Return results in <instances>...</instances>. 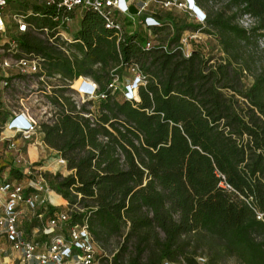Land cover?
Masks as SVG:
<instances>
[{
    "label": "trees",
    "instance_id": "obj_1",
    "mask_svg": "<svg viewBox=\"0 0 264 264\" xmlns=\"http://www.w3.org/2000/svg\"><path fill=\"white\" fill-rule=\"evenodd\" d=\"M13 5L49 12L29 1ZM245 14L258 20L255 28L236 25ZM156 18L161 26L154 36L166 23L161 13ZM205 18L204 25L178 27L166 45L148 50L130 21L119 33L91 11L69 46L78 55L65 56L31 33L20 37L24 53L47 59L48 74L69 83L88 77L98 86V96L78 110L62 89L59 112L40 130L70 172L45 173L48 188L70 206L77 198L85 202L82 212L69 214L68 225L86 223L96 244L114 240L118 246L110 260L99 255L104 264H198L200 247L208 248L207 264L224 256L264 264V72L240 90L253 63L248 48L257 49L264 37V0H228ZM185 30L213 36L223 62L211 64L197 49L185 57L179 45ZM133 67L144 77L138 99H127L124 88L119 100L118 87L109 85L118 69L133 75ZM235 96L246 101L245 110ZM9 175L23 177L14 169ZM222 177L227 187L220 186ZM44 209L48 218L60 212Z\"/></svg>",
    "mask_w": 264,
    "mask_h": 264
},
{
    "label": "built area",
    "instance_id": "obj_2",
    "mask_svg": "<svg viewBox=\"0 0 264 264\" xmlns=\"http://www.w3.org/2000/svg\"><path fill=\"white\" fill-rule=\"evenodd\" d=\"M15 1L0 0V107L6 102V92L23 83V79L37 78L44 82L47 73V59L44 56L26 54L21 50L19 40L23 34H34L57 52L68 54L69 46L78 42V30L71 32V21L79 23L84 13L91 11L103 18L107 29H114L119 33L124 29V20L130 21L129 30L141 32L146 37L144 46L148 50L154 46V28L161 26L156 18L158 13L151 8L152 5H157L162 10L178 9L186 12L200 25H204L206 19L195 0H21L42 6L49 12L41 14L30 7L26 10L20 7L21 9L11 14L7 7ZM6 9L7 13L4 14ZM9 19L15 28L12 35L7 32ZM41 19L46 22L38 23ZM236 25L241 29L251 30L258 25V20L245 14L236 20ZM193 37L195 36L191 35L189 39ZM258 47L264 48V37L258 39ZM163 49L166 50V46ZM180 49L185 57L189 56L190 52L186 53L182 46ZM132 73L133 77L125 86L124 95L129 100H136L137 86L144 84V77L136 67L132 68ZM77 80H81V83L75 88L76 95L85 100L98 96V86L92 79L77 77L72 82L76 83ZM115 86L114 80L109 88ZM100 98L104 99V95H100ZM36 129V122L30 115L13 113L4 125L3 136L10 138L21 135L29 140L35 135ZM220 186L227 187L223 177ZM52 193L54 192L48 188L42 177L30 179L28 183L23 181V177H0V238L5 240L11 253L7 264H100L98 254H105L102 249H96L88 225L84 223L69 226L70 215L67 212L60 211L49 218L44 226L35 227L31 231L32 235L26 234L20 228L24 210L35 211L47 206L56 208L51 200ZM36 217L42 220L40 214ZM35 235L39 237L36 238Z\"/></svg>",
    "mask_w": 264,
    "mask_h": 264
},
{
    "label": "rangeland",
    "instance_id": "obj_3",
    "mask_svg": "<svg viewBox=\"0 0 264 264\" xmlns=\"http://www.w3.org/2000/svg\"><path fill=\"white\" fill-rule=\"evenodd\" d=\"M204 5H199L195 0L198 8L206 16L207 11H215L219 9L223 2H216L214 0H200ZM21 0H16L15 3H9L7 9L11 10V14L15 13L19 8L13 4L20 5ZM151 8L157 13H161L163 16L165 25L162 29L154 36L153 44H163L166 45L169 40L172 39L178 27L186 25H200L188 13L183 12L178 9L162 10L157 5H152ZM7 9L4 14L7 13ZM206 21V19H205ZM204 21V24H205ZM80 22L71 21V32L74 33L80 28ZM9 34L15 32L14 24L11 19L8 20ZM195 36L189 39V36ZM179 45L182 46L184 51L191 52L192 49H197L203 51L208 58H212L211 64H220L223 62L225 57L220 46L216 42L215 38L204 32L185 30L182 32ZM248 50L252 54L253 63L250 64L249 72L245 70L240 81V90L246 92L252 85L254 76L264 72V48L249 47ZM67 53H62L65 56L78 55V52L71 47L67 49ZM108 69V68H107ZM114 69L113 71H116ZM111 71V72H113ZM118 79L115 80V85L118 87L119 95L117 98L121 100V91L125 88L126 84L131 81L133 75L125 71L124 69H118ZM44 82L39 81L37 78L34 79H23V83L18 86H14L11 90L6 93V102L0 107V177L14 178L9 175L11 169L17 170L23 176V181L28 183L30 179H36L39 177L44 178L45 173L56 174L60 173L63 176H67L70 172L66 169L65 161L60 158L58 153L49 148L43 142V134L40 130V125L43 123H51L60 108L57 105L62 103L60 98L61 90L65 92L63 95L69 98L76 107V110L80 108L82 104L86 102L81 96L75 94L76 83L72 82L71 85L68 80L63 79L57 74H48L44 77ZM231 95V93H227ZM234 100H237V106L245 110L247 108L246 101L238 96H235ZM89 110L94 112L95 105L87 107ZM66 110V107H65ZM27 113L36 122L37 129L35 135L31 139L26 140L21 135H16L14 137L6 138L4 133L5 123L13 116V113ZM12 144V147L10 145ZM56 194V193H55ZM52 193L51 199L53 203L57 204L55 207L60 210L70 214L72 211L82 212L84 210L83 205L85 202L77 198L73 205H69L68 201L63 199L59 195ZM59 199L63 200L64 203L60 205ZM40 214L42 220L40 221L36 216ZM49 215L44 208L36 209L35 211L24 210V217L20 220V228L28 235H32L31 231L35 227L44 226L48 221ZM35 237H39L35 235ZM116 242L114 240L110 241L104 247L96 244V249L100 248L103 250L104 258L108 259L112 257V254L117 249ZM208 248L200 247L198 251L197 262L198 264H207L208 262ZM11 256L10 251L7 248V244L4 239L0 238V264H7ZM105 256H108L105 257ZM98 258L99 257L98 254ZM100 264H104L103 260H100ZM175 264H183L178 262ZM217 264H240L236 257H221Z\"/></svg>",
    "mask_w": 264,
    "mask_h": 264
},
{
    "label": "bare ground",
    "instance_id": "obj_4",
    "mask_svg": "<svg viewBox=\"0 0 264 264\" xmlns=\"http://www.w3.org/2000/svg\"><path fill=\"white\" fill-rule=\"evenodd\" d=\"M81 83V80H79V82L78 83H76V85L77 86H79V84ZM138 99V98H137ZM52 200V199H51ZM53 202V201H52ZM55 204V203H54ZM55 205H57V204H55Z\"/></svg>",
    "mask_w": 264,
    "mask_h": 264
},
{
    "label": "crops",
    "instance_id": "obj_5",
    "mask_svg": "<svg viewBox=\"0 0 264 264\" xmlns=\"http://www.w3.org/2000/svg\"><path fill=\"white\" fill-rule=\"evenodd\" d=\"M198 12H199L200 15H202V12L201 11L198 10ZM32 180H34V179H32Z\"/></svg>",
    "mask_w": 264,
    "mask_h": 264
}]
</instances>
